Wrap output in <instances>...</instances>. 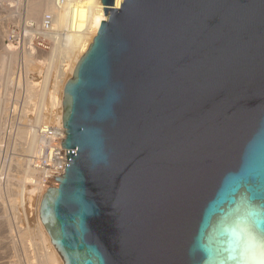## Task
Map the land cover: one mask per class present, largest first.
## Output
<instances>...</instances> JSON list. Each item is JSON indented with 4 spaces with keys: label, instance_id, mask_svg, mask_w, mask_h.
<instances>
[{
    "label": "water",
    "instance_id": "1",
    "mask_svg": "<svg viewBox=\"0 0 264 264\" xmlns=\"http://www.w3.org/2000/svg\"><path fill=\"white\" fill-rule=\"evenodd\" d=\"M39 219L63 264H264V0H100Z\"/></svg>",
    "mask_w": 264,
    "mask_h": 264
},
{
    "label": "bare ground",
    "instance_id": "2",
    "mask_svg": "<svg viewBox=\"0 0 264 264\" xmlns=\"http://www.w3.org/2000/svg\"><path fill=\"white\" fill-rule=\"evenodd\" d=\"M5 8L2 6L0 8L7 16L5 18L19 17L18 12L14 15L9 7ZM119 8L120 0H114V9ZM24 9L26 19L24 31L27 40H24L21 49L18 51L13 45L2 43L7 33L0 37V80L4 79L7 87L19 59H21L24 68L28 70L35 60L34 53L36 52L35 47L29 43V40L31 41L37 34L51 40L53 48L47 58V64L44 65L41 86L38 87L37 83L25 79L24 103L31 105L35 98L37 102L35 110L33 109L32 128L24 126L17 128L15 138L16 141L19 140L18 147L23 157L21 156L22 159L21 157L20 159L15 157V160L13 158V160H10L11 164L9 163V167H14L16 175H10L11 177L7 175L6 178L2 179L0 173V216H2L0 222L3 221L0 224V243L7 241L10 253L21 255L22 258L15 264H63L52 247L39 219L40 201L47 189L44 190L41 175L33 168L31 163V158L36 155L41 145V140L37 136L35 128L47 123V119H49L48 123L62 124L63 88L66 82L63 79L67 73L72 76L78 61L92 43L101 21H106L107 17L104 16L103 5L100 0H63V2H60V0H26ZM45 14L52 16V26L49 32H42L41 29ZM31 24L35 25L34 29L28 28ZM54 73L53 90H51L48 86ZM47 103L51 111H49L50 114L48 113L49 116L46 118L45 111L47 108L45 109V106ZM27 111L25 112L28 113ZM25 162L27 163L26 168H24ZM12 183L15 184L14 187ZM27 185L30 188L29 190ZM32 199L35 201L36 212V220H34L36 225L33 231L29 225L22 227L16 223L18 210L21 209L23 213L28 210L31 207L30 203L33 202H31ZM17 208L19 209L17 210ZM24 218L27 219L25 215ZM13 228L17 234V240L12 236Z\"/></svg>",
    "mask_w": 264,
    "mask_h": 264
},
{
    "label": "rangeland",
    "instance_id": "3",
    "mask_svg": "<svg viewBox=\"0 0 264 264\" xmlns=\"http://www.w3.org/2000/svg\"><path fill=\"white\" fill-rule=\"evenodd\" d=\"M0 4H1L0 8H1V6L3 8H5V6H7L6 8L9 7L10 8L9 10H12L14 12L13 13L14 15L17 14L16 12L19 13V17H15L16 19L15 18L8 19V18H5L7 16L5 13H3L4 11L0 10V37H2L5 33L8 34V31L11 28L16 27V26L19 28H22L25 25L26 19H25L24 6L26 5V0H0ZM6 37H5V39L3 38V41H2L3 44H5V45L11 44L18 51L21 49V47H22L21 41L10 43V42H7ZM52 48H53V42L52 41L50 43H47L45 46L35 45V48H34V50L36 51L34 53L35 60L30 65L28 70H26L24 68V66L21 62V59H19L18 64L16 66V69L14 71V74L11 75V79H10L9 83L7 84V87H6V81L4 79L0 80V140H1L0 141V167H1L0 173H1L2 179L6 178L7 175H9V176L13 175L14 176V174L16 173L14 167H9L10 160L11 159L13 160V158L15 160V157L16 158L18 157L17 159H20L21 156L23 157V154L20 152V148L18 147L19 146V143H18L19 140L17 139L18 141H16V138H15L17 136V130L23 126L27 127V128L28 127L32 128V126H33L32 125L33 120H34V117H33L34 114L33 113H34V110L36 107L35 104L37 102V99L35 98L31 102V105L24 103V101H25V99H24L25 79H29L30 81L37 83L38 87L41 86L42 80H43L42 72L45 69L44 65L47 64V58H48ZM54 75H55V73L52 75L50 82H49V86H48L49 89H51V90H53L52 84H54V78H55ZM71 77L72 76L69 73H67L66 77H64L63 81L67 82ZM46 108H47V110H46L47 112L45 111V113H46L45 116L47 118L49 116L48 113L50 114L49 111H51L48 103L45 106V109ZM25 111H27L28 113H26ZM54 112H57V111H54ZM46 122L48 123L49 119H47ZM22 157H21V159H22ZM26 167H27V163L25 162L24 168H26ZM14 185L15 184L12 183L13 187H14ZM27 187H28V185H27ZM27 189L29 190L30 188L28 187ZM17 200H18V197H17ZM31 202H32V203H30L31 207L28 210H25L24 213L22 212L21 209H19L20 207L17 208V210L19 209L18 212L16 211L17 212L16 216H18V218L16 219L17 222L16 221L15 222L17 223V225H20L22 227L29 225L30 229L33 231L35 229V225H36V221H34V220H36L35 219L36 218V215H35L36 212H35V201L32 199ZM6 207H7V205H6ZM18 214H21V215H18ZM24 215H25V217H27V219L24 218ZM0 218H2V216H0ZM1 220L2 219H0V221ZM2 222H0V224ZM12 236L14 237V239L17 240V234H16L14 228H13ZM6 242L0 243V264H15L22 257L19 253H10L9 248H8L9 243L8 242L6 243Z\"/></svg>",
    "mask_w": 264,
    "mask_h": 264
},
{
    "label": "built area",
    "instance_id": "4",
    "mask_svg": "<svg viewBox=\"0 0 264 264\" xmlns=\"http://www.w3.org/2000/svg\"><path fill=\"white\" fill-rule=\"evenodd\" d=\"M63 2V0H60ZM52 26V16L45 14L42 20V32H49ZM13 27L8 31L7 42H20L23 44L27 40L24 28ZM30 29H34L35 25L31 24ZM51 41L44 38L43 35L37 34L29 40L33 47L35 45L45 46ZM37 136L41 140V145L34 157L31 158V163L41 175V182L44 189L56 188L58 183L53 177H62L66 167V149L61 148L62 139L65 140V129L59 123H45L36 128Z\"/></svg>",
    "mask_w": 264,
    "mask_h": 264
}]
</instances>
